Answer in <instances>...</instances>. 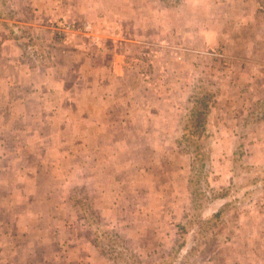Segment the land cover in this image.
<instances>
[{
  "label": "rangeland",
  "instance_id": "1",
  "mask_svg": "<svg viewBox=\"0 0 264 264\" xmlns=\"http://www.w3.org/2000/svg\"><path fill=\"white\" fill-rule=\"evenodd\" d=\"M245 1L0 0V264H264Z\"/></svg>",
  "mask_w": 264,
  "mask_h": 264
},
{
  "label": "crops",
  "instance_id": "2",
  "mask_svg": "<svg viewBox=\"0 0 264 264\" xmlns=\"http://www.w3.org/2000/svg\"><path fill=\"white\" fill-rule=\"evenodd\" d=\"M243 3L242 22L234 24V29H241L243 35L232 44L242 48V54L247 56L244 57L245 63L253 71L257 69L253 75L261 81L264 78V0H246Z\"/></svg>",
  "mask_w": 264,
  "mask_h": 264
},
{
  "label": "trees",
  "instance_id": "3",
  "mask_svg": "<svg viewBox=\"0 0 264 264\" xmlns=\"http://www.w3.org/2000/svg\"><path fill=\"white\" fill-rule=\"evenodd\" d=\"M210 101L211 96L209 93L207 91L203 92V88H200L199 93H196L191 102L192 107L189 109L188 123L187 125L183 126L184 133L180 141L184 145L182 143H178L180 145L182 144V147L186 153L188 151L190 152V156L192 157L197 169L207 170L206 174L201 172L197 174L198 176L203 175L200 178H202L203 184H206L209 187L211 185L210 181L208 180V173H210V158L203 151L205 148V145H203V132L205 130L206 117L208 115ZM191 123H193V125H191ZM190 181L193 180L191 179ZM219 213L220 212H216L213 217L218 216ZM109 239L111 241V238ZM180 245L183 246L184 244ZM191 249L193 251L194 248Z\"/></svg>",
  "mask_w": 264,
  "mask_h": 264
}]
</instances>
